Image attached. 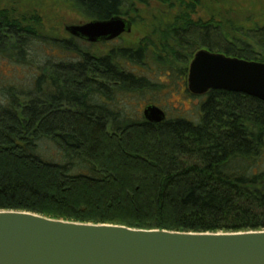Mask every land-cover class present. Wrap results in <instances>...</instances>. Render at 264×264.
I'll list each match as a JSON object with an SVG mask.
<instances>
[{
  "label": "trees",
  "instance_id": "trees-1",
  "mask_svg": "<svg viewBox=\"0 0 264 264\" xmlns=\"http://www.w3.org/2000/svg\"><path fill=\"white\" fill-rule=\"evenodd\" d=\"M70 1L90 20L120 15L133 25L138 5L166 12L147 44L107 54L73 36L51 38L76 60L47 61L25 101L9 93L10 104H0V210L176 231L264 229V101L210 90L198 120L153 123L120 99L160 91L169 72L196 97L188 68L201 49L264 62V24L195 18L199 0ZM37 37L3 33L0 54L23 55ZM49 144L59 159L46 157Z\"/></svg>",
  "mask_w": 264,
  "mask_h": 264
},
{
  "label": "water",
  "instance_id": "water-1",
  "mask_svg": "<svg viewBox=\"0 0 264 264\" xmlns=\"http://www.w3.org/2000/svg\"><path fill=\"white\" fill-rule=\"evenodd\" d=\"M132 29V20L120 15L66 27L92 43L115 40ZM187 83L196 96L220 89L264 101V62L201 49L189 64ZM143 115L153 123L167 119L155 104ZM0 264H264V229L176 231L0 210Z\"/></svg>",
  "mask_w": 264,
  "mask_h": 264
},
{
  "label": "rangeland",
  "instance_id": "rangeland-1",
  "mask_svg": "<svg viewBox=\"0 0 264 264\" xmlns=\"http://www.w3.org/2000/svg\"><path fill=\"white\" fill-rule=\"evenodd\" d=\"M13 1L18 3L23 14L35 17L42 33L33 41L31 50L26 49L23 55L0 54V104L2 105L10 104L13 98L10 94L19 101H25L26 97L21 96L35 88V80L42 72L40 67L47 61L70 58L76 60V54L71 51L59 47L56 50L52 49L51 38L70 39L71 35L67 32L66 26L90 21L83 11L70 0H0V4ZM137 7L139 12L135 14V23L131 33H125L120 38L107 43L84 44L85 47L94 53L107 54L122 46H135L140 41L147 44V39H150L148 31L151 24L159 21L161 12H166V8L157 3ZM213 16L238 19L247 26H260L264 24V0H199L195 18L207 19ZM168 59L170 61L171 57ZM176 66L182 65L177 64ZM138 69L147 72L141 68ZM150 76L152 81L158 80ZM161 80L163 86L160 91L154 89L147 91L144 95L132 93L123 95L120 99L122 98L123 102L128 105L132 104L128 107L131 112L135 110L143 114L147 105L155 104L166 112L168 118L185 116L198 120L199 104L205 96L195 97L188 94L181 86V80L176 72H169L168 76L162 75ZM47 147L44 148L49 149L45 152L46 157L51 160L59 159L58 152L50 148V144Z\"/></svg>",
  "mask_w": 264,
  "mask_h": 264
},
{
  "label": "flooded vegetation",
  "instance_id": "flooded-vegetation-1",
  "mask_svg": "<svg viewBox=\"0 0 264 264\" xmlns=\"http://www.w3.org/2000/svg\"><path fill=\"white\" fill-rule=\"evenodd\" d=\"M28 15L29 14H23L21 12L18 3L15 1L0 4V35L4 33V36L7 35L14 37L17 36V33H19V35L20 33H42L41 29L39 30L38 28V23L36 22L35 17ZM19 37L17 39H19ZM75 38L87 44H93V45L114 41L111 40V41H100V42L92 43L86 40H82L78 37ZM49 64L52 66L54 65L53 63H49ZM57 65H58L57 67H61L63 66V63H57Z\"/></svg>",
  "mask_w": 264,
  "mask_h": 264
}]
</instances>
